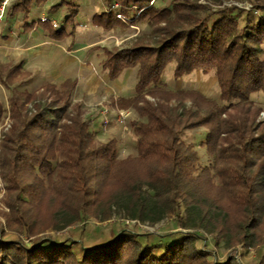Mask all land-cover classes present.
I'll use <instances>...</instances> for the list:
<instances>
[{
  "label": "trees",
  "instance_id": "trees-1",
  "mask_svg": "<svg viewBox=\"0 0 264 264\" xmlns=\"http://www.w3.org/2000/svg\"><path fill=\"white\" fill-rule=\"evenodd\" d=\"M44 1L16 0L6 15L26 19L32 5ZM149 1L104 0L106 11L93 16V24L106 31L139 22L152 29L120 48L104 49L102 62L113 81L124 70L136 69L134 93L118 98L115 105L136 112L129 124L133 159L158 166L150 171L149 180L134 184L118 175L132 158L119 159L117 140L97 139L93 120L72 101L73 81L59 87L45 84L40 92H19L23 77L19 66L0 68L11 121L0 142V171L11 196L13 220L29 237L34 234L25 206L37 205L53 191L62 205L51 229L63 231L98 205L96 184L113 178L123 186L111 202L114 213L150 225L173 218L177 230L148 234L122 229L90 245L50 238L25 245L0 238V264H239L231 256L218 260L202 235L189 231L227 236L233 209L244 216L237 225L243 241L264 223V127L257 122L260 109L251 102L254 94L264 95V0H252L249 10L236 6L214 10L188 0H172L158 8L148 7ZM114 5L118 8L112 12ZM41 23L53 40L73 33L65 25ZM171 63L175 79L213 70L219 102L197 91L166 89L162 75ZM4 113L0 104V119ZM196 129L204 134L187 141V133ZM197 147L204 150L207 163ZM212 179L221 187L220 196L208 194Z\"/></svg>",
  "mask_w": 264,
  "mask_h": 264
},
{
  "label": "rangeland",
  "instance_id": "rangeland-1",
  "mask_svg": "<svg viewBox=\"0 0 264 264\" xmlns=\"http://www.w3.org/2000/svg\"><path fill=\"white\" fill-rule=\"evenodd\" d=\"M16 0H3L4 11L2 13L3 17L6 16L8 7L13 4ZM181 1V0H178ZM189 2H199L202 5H206L214 10H218L225 6H236L239 8H244L249 10L251 8L252 0H220L221 2L215 3V0H188ZM47 2V3H46ZM58 3L55 9H59L60 13L54 15L56 21L46 20L51 23L53 28H57L60 23L68 26L69 29L76 31L79 29L78 23L76 20L82 21L84 28H91V23L89 16L85 15L81 10V5L88 4L89 6L96 7V14L100 15L104 12L105 4L104 0H45L44 3L50 6V3ZM172 0H163V2L158 3V8L167 7L170 5ZM64 3H66L64 5ZM39 5L40 3L37 2ZM42 4V3H41ZM74 4V6L72 5ZM100 4H103L104 7ZM221 4V5H216ZM35 4L30 8V12ZM72 5L71 11L69 7ZM63 6V7H61ZM58 7V8H57ZM106 9V8H105ZM114 10V9H113ZM111 9V11H113ZM55 11V10H54ZM63 11V12H62ZM70 11V12H69ZM70 14L73 15V19H70ZM1 15V13H0ZM67 15V16H66ZM47 18H52L53 15L46 13ZM68 20H71L68 21ZM84 21V22H83ZM59 22V23H58ZM41 24L40 22H38ZM163 25L160 24V27ZM134 36L141 37L152 31L149 29L146 22H140L135 25ZM134 30V29H133ZM132 38V37H131ZM133 40V39H132ZM127 41V40H126ZM114 41L111 46H124L129 44L127 42ZM110 48V45L104 44ZM117 47V48H118ZM115 48V47H113ZM264 57V45H262ZM174 64H169L163 72L162 82L165 85V88L172 91H197L202 96L219 102V88L216 83V78L213 70H196L187 75L182 76L179 79L173 77ZM118 80H122L121 89L123 94L129 97L134 93V85L136 82V69H126L122 72ZM38 84L37 86H31L35 89L32 92H40L41 88ZM32 88V89H33ZM21 89V88H20ZM36 89H38L36 91ZM21 92V91H19ZM129 94V95H128ZM9 98V93L5 91L2 92L0 88V104L3 106L5 113L0 119V142L2 140V135L5 134L4 131L6 126H9L11 121L8 117V110L6 108V100ZM150 102H154L152 98L148 99ZM252 104L260 109L257 122H260V127H264V95L254 94L251 97ZM185 106L190 107V103L186 102ZM31 107L30 105L28 106ZM119 110V109H118ZM107 109L102 110L99 113H103ZM109 110L106 112V121L107 123L101 124V132L98 133L97 139L100 142H104L107 139L115 138L119 142V152L118 157L120 160H125L126 158H132V160L127 159L128 163L122 166V172H119L118 175L124 176L126 182L133 181L135 183L145 184L149 180L150 171L154 168H158L155 165L148 167L147 165L137 162L136 159H133L135 152L133 150V134L130 129V121L137 118L136 112L132 109L124 110L126 116L123 119L119 118V114L116 109L113 108V118L108 115ZM117 114V115H116ZM125 115V114H124ZM86 117V114L84 115ZM103 116V115H102ZM113 121V125L111 123ZM188 137L186 140H190L191 137L201 136L204 134L203 129H196L187 133ZM200 156L204 163H207L205 153L203 149L197 147ZM114 177V176H113ZM214 179V178H213ZM211 180V185L209 188V196H220L221 187L217 184V180ZM217 187H219L217 189ZM123 186L121 182L116 181L114 178L110 181H105L102 184H96L95 189L99 194L98 205L93 209H89L86 213V218L79 221L77 224L68 227L63 231H53L51 227L56 225L55 222V212H57L62 205V199L59 198L53 191H47L41 201L37 205H27L24 207L25 214L29 220V226L31 227L32 233L34 235L28 236L24 228H21L18 224L14 222V217L11 214L9 204L12 203L11 196L5 190L4 182L1 178L0 171V238L5 240H12L15 242H20L25 245H29V241L36 238H50L55 242H61L64 239H70L75 241H80V243L93 244L97 239L104 237H110L112 231H120L122 229L127 231H132L135 233H148V234H163L177 230L176 223L173 218H166L163 221L155 224H140L135 221H130L123 219L121 215H118L116 212V207L113 208V197L122 190ZM112 212V214H111ZM109 217L108 220L101 221L102 219ZM244 219V216L237 210L233 209L229 214V225L231 227V233L227 236H218L217 234H209L202 229L189 232H198L202 235L204 242L208 245L209 249L213 250L215 258L222 261L223 259L233 257L239 264H264V223L258 228L252 230L253 237L246 238L244 241L238 238L237 225L241 223ZM181 231V229L179 230ZM186 232V231H184ZM228 244L229 248H226L224 244Z\"/></svg>",
  "mask_w": 264,
  "mask_h": 264
},
{
  "label": "crops",
  "instance_id": "crops-1",
  "mask_svg": "<svg viewBox=\"0 0 264 264\" xmlns=\"http://www.w3.org/2000/svg\"><path fill=\"white\" fill-rule=\"evenodd\" d=\"M46 3L35 4L26 19L21 15L12 18L8 15L5 17L0 15V68L20 67L23 77L18 90L21 92L35 91L31 86L38 84L40 88L45 84L59 87L68 80L73 81V103L83 106L86 116L93 120V130L100 133L102 118L99 112L107 109L109 117L113 118V108L118 110L115 105L116 100L126 96L121 89L122 80H118L120 76L114 81L110 80L107 71L103 69V50L117 48L118 46H111L114 41L124 43L127 40L130 43L137 37L134 36L136 32L126 25H115L109 31L94 25L93 16L97 15L94 13L96 7L84 4L81 5V10L89 16L86 20H90L91 28H84L85 26L81 25L82 21L76 20L79 29L62 40H53L49 38L41 19L56 21L54 15L61 13L59 9L53 8L58 5L57 2L50 3V6ZM2 4L3 2L1 6ZM72 5L69 7L70 10ZM100 5L104 7L103 4ZM46 13L53 17L47 18ZM32 24L34 25L31 29L27 27ZM62 25L60 23L58 27ZM66 30L68 33L71 31L68 26ZM104 44L110 45V48ZM0 88L3 93L8 92L1 85ZM8 99L5 102L7 109H9ZM111 123L114 124L113 121Z\"/></svg>",
  "mask_w": 264,
  "mask_h": 264
},
{
  "label": "built area",
  "instance_id": "built-area-1",
  "mask_svg": "<svg viewBox=\"0 0 264 264\" xmlns=\"http://www.w3.org/2000/svg\"><path fill=\"white\" fill-rule=\"evenodd\" d=\"M161 2H163V0H150L149 1V4H148V7H150V6H152V7H157V4L158 3H161ZM4 6H5V4H2V6H1V9H0V12H1V14L3 13V11H4ZM118 8V5H114L113 7H112V9H117ZM116 18L118 19V20H122V21H124V18L122 17V16H120V15H117L116 16ZM41 21H45V19H41ZM132 29H134V30H136L137 31V29L136 28H134V26H130ZM58 28V27H57ZM106 112L107 111H105V112H103V113H101V122L103 123V124H105V123H107V121H106V119H107V117H106ZM117 113L119 114L118 116H119V118L120 119H123V117L124 116H126V113L124 112V110H117ZM125 114V115H124ZM103 115V116H102ZM117 115V114H116ZM9 128V126H6L4 129L5 130H7ZM4 130V131H5Z\"/></svg>",
  "mask_w": 264,
  "mask_h": 264
}]
</instances>
